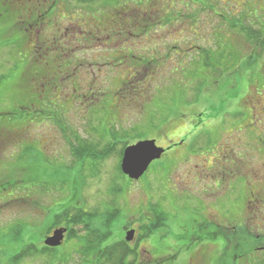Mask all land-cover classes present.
<instances>
[{"label": "rangeland", "instance_id": "rangeland-1", "mask_svg": "<svg viewBox=\"0 0 264 264\" xmlns=\"http://www.w3.org/2000/svg\"><path fill=\"white\" fill-rule=\"evenodd\" d=\"M3 1L0 0V264H9L22 247L23 243L10 240L18 236L17 231L14 235V226L19 223L27 225L24 240L34 242L33 237H37L39 247H43L44 233L53 230L50 227L57 222L56 214L51 217L53 210L68 195L83 197L81 205H76L86 213L96 214L94 225L99 230L106 229L104 215L115 211L117 222L114 221L112 238L114 242L124 240L135 251L127 257V264H264V240H249L264 235V231L249 228L253 233L246 234L240 227L236 195L239 183L232 182L229 190L221 185L220 189L208 191L214 195L200 191L195 180L199 172L212 171L213 161L219 165L226 149L248 152L250 166L264 163V86L252 88L241 76L230 73L226 68L229 65L221 58L210 60L215 63L211 67L200 62L193 70L180 63L177 52L168 54V49L158 53H167L159 71L134 73L127 57L108 53L123 43L113 45L109 40L94 42L87 54L68 58L71 65L81 63L84 57L88 62L92 57L95 63L98 54L99 65L92 70L79 66L77 73L70 67L55 74L47 68L51 57L30 56L25 51L27 40L19 34L23 33L19 30L21 24H15V15L2 8ZM118 1L122 5L119 9L128 10L129 0ZM148 1L155 8L163 3ZM164 1L168 6L171 3ZM117 10L111 13L116 15ZM153 40L149 37L143 41L147 49ZM203 45V52H217L216 42ZM190 60L185 56L186 64ZM179 65L184 70H177ZM93 81L91 94L97 98L88 100L91 94L82 98ZM76 82L82 87L75 90L72 83ZM20 118L21 122L36 119L22 125ZM199 118L205 121L198 127ZM104 130L122 141L129 135L130 145L144 139H155L162 146L175 145L151 164L145 176L129 183L117 177V155L122 144L115 143L110 155L98 164L97 175H92L89 168L84 171L82 189L77 170H72L80 161L70 149L74 132L93 141L97 150H105ZM182 140L185 144H181ZM21 178L16 188L7 181ZM119 186L124 191L117 195L113 189ZM203 200L213 208L224 205L230 210L231 220H223L236 226L230 236L224 237L213 225L194 226V210L202 208ZM158 217L163 226L139 239L142 228ZM60 228L67 230L68 237V228ZM75 228L79 237L86 239V228L82 224H75ZM131 229L137 230L135 239L127 241L125 237ZM63 241L59 248L52 247L57 254H35L19 264H98V259L85 253V241ZM101 261L100 264H110L106 259Z\"/></svg>", "mask_w": 264, "mask_h": 264}, {"label": "flooded vegetation", "instance_id": "flooded-vegetation-1", "mask_svg": "<svg viewBox=\"0 0 264 264\" xmlns=\"http://www.w3.org/2000/svg\"><path fill=\"white\" fill-rule=\"evenodd\" d=\"M159 1L163 3L155 8L148 0L143 4L129 0L126 11L119 9L122 5L118 0H5L2 8L15 15V24H21L19 30L23 33L19 34L27 40L25 51L28 55L51 57L47 68L55 74L63 73L70 67H73L74 73L79 66H87L91 70L95 68L100 59L98 54L95 55V63L92 57L90 62L84 57L81 63L71 65L68 58L87 54L94 42L97 44L103 40H109L113 45L123 43L108 53L127 57L131 72L148 74L164 66L167 53H158L167 49L170 55L177 52L180 63L194 70L199 65L200 53H207L203 52V44L216 42L218 47L224 48L222 61L229 65L226 68L230 73L241 76L242 81L252 88L264 86V0H170L169 6L164 0ZM116 9V15L111 13ZM48 27L53 31L48 32ZM149 37L154 39V44L150 43L147 49L143 41ZM185 56L191 57L188 64L185 63ZM232 60L238 63L230 65ZM180 69L184 70V66L179 65L177 70ZM93 83L89 92L81 95L82 98H88L92 93ZM72 85L75 90L82 87L80 82ZM91 96L88 98L90 101L97 98L94 93ZM157 145L164 147L166 153L175 144ZM217 158L219 161V155ZM248 162V152L244 154L241 150L226 149L224 160L219 165L213 161L211 172L201 171L195 177L197 187L206 194L215 195L208 191L220 189L221 185L229 190L232 182L239 183L236 195L240 202V227L246 234L252 232L249 228L255 232L264 231V163L256 162L250 166ZM230 197H227L228 200ZM223 207L213 208L203 200L202 208L194 210L192 220L197 223L194 226L213 225L224 237L230 236L236 226L223 221L231 220L228 215L230 210ZM55 229L44 233V248L53 249L45 241ZM244 238L247 240L245 235ZM34 240L35 250L39 251L41 241L37 237ZM127 245L132 248L129 243Z\"/></svg>", "mask_w": 264, "mask_h": 264}, {"label": "trees", "instance_id": "trees-1", "mask_svg": "<svg viewBox=\"0 0 264 264\" xmlns=\"http://www.w3.org/2000/svg\"><path fill=\"white\" fill-rule=\"evenodd\" d=\"M138 2L143 4L145 1L139 0ZM141 6H143V5H140V7ZM222 51H224L223 46L218 47L217 52L215 54L214 53L209 54L208 52L205 54L200 53V62L202 63L201 65H204L206 67H211V66L215 65V63L210 61V60H215V59H219V58L223 59V57H224L223 53L224 52H222ZM209 56H210V58H209ZM200 62H199V64H200ZM193 73H195V72L193 71ZM49 105H48V107H50ZM53 114L54 113L50 114L49 117H52ZM199 115H200L199 117L202 116V114H199ZM211 117H213V115H211ZM36 118L25 119L22 122H21L22 118H20L18 121H20V123L22 125H24L25 121L35 120ZM201 121L204 122L205 120L203 121L202 118H199L198 127L201 126V123H200ZM65 126L66 125H63L64 131L67 133L68 128H65ZM207 130H209V129H207ZM74 133H75L74 134V136H75L74 141L76 144L73 141L72 144H70V149L73 148V150L71 149L73 156L74 155L77 156L78 159H80V161H79L78 165H76L74 167V169L72 168V170H77L78 176L81 180V188L82 189H83V186L85 185L84 171L89 168L93 172L92 175L93 174L97 175L99 172L98 164L102 163L110 155L111 151L114 150L113 147H115V145H117L115 143L122 144L121 148L118 150V155H117L118 159H119L117 167H116L117 177H118V179H120L121 181H124V182L131 183L133 181L127 175H125L121 169V161H122V157H123V152H124L125 148L131 144V143H129L130 142L129 135L126 137L125 140L122 141L121 138L118 139V137H116L115 135H113L109 132L105 133V130H104L102 132V138H104V141L106 142V144H105L106 148H105V150H97L96 145L93 144V141H90L88 139H83L82 136H79L77 134V132H74ZM128 133L130 134L129 131H128ZM139 135H142V134H139ZM66 136L68 137L67 134H66ZM183 141L184 140H182L181 142H183ZM7 181L9 183L10 187L16 188L18 186V184L22 181V178L20 179V181H19V179L14 180V181L9 179ZM113 191L117 192V195H119L118 193L119 192L122 193L124 191V189H122L121 186H119L117 188H114ZM81 192L83 193V190H81ZM74 195H76V194H74ZM82 199H83V197L81 199H79L78 197H73V195H70V196L68 195L63 200H61V202H60L61 204L53 210L55 213L53 212V214L51 215V217H52L56 214L57 222H55V225L53 227H50V228L52 229L55 227H59L61 225L66 226L68 228V237L67 238L68 239L79 238L81 240V242L85 241L87 243L86 248L84 247L85 253L94 257V259H98V264L102 263V261H101L102 259H106V261L109 262L110 264H127V261H126L127 257L133 255V253L135 254V251L130 250V248L127 247L128 245L124 240H121L120 242H117V241L114 242V237L112 238V235L114 236V234H115V231H114L115 228H113V227L115 226V223L117 222V221H115L116 216H117L115 211L114 210L108 211L104 215L103 221H106L105 222L106 229L104 228V229L99 230L94 225L95 224L94 221H96V219H97L96 214L90 213V212L86 213L81 208H79L77 206L79 204L81 205ZM52 209H53V205L47 210V214H49ZM160 217L162 219L166 218V216H163V214H161ZM160 217H158L155 222L151 223V225H148V226L142 228L139 239L141 237H144V238L149 237L153 232H155L159 229L158 227L163 226L164 223H162L163 221H161ZM166 220L167 219H165V221ZM75 221H77V222L74 223ZM114 221H115V223H114ZM63 222H65V223H63ZM75 224H77V225L82 224V226L86 228V231H85V232H87L86 239L83 236L79 237L78 230H76V228H75ZM57 225H59V226H57ZM14 227H15L14 228V235H16V231H17L18 236L17 235L11 236L12 238H10V240H12L16 243H19V244H22V243L23 244H22V247L20 248V250L17 253H14L12 255V257L9 259V264H19L23 259H27L28 257L33 256L35 254H40V253L41 254L42 253L57 254L58 253V251L56 249L54 250V249H49V248H44V247L40 248L39 251H36L35 250L36 248L33 245L34 244L33 241L24 240V232H25L26 227H27L26 223H24V224L19 223V224L15 225ZM248 233H253V232H248ZM248 237H251V236H248ZM255 238H258L259 242H261L264 240V235L259 234V236L251 238L249 240H254ZM125 239H126V237H125ZM254 248H255V246H254ZM135 259H136V256H135ZM132 263L133 262H129V264H132Z\"/></svg>", "mask_w": 264, "mask_h": 264}, {"label": "water", "instance_id": "water-1", "mask_svg": "<svg viewBox=\"0 0 264 264\" xmlns=\"http://www.w3.org/2000/svg\"><path fill=\"white\" fill-rule=\"evenodd\" d=\"M166 149L158 146L155 139L140 140L125 148L121 161V169L130 179H140L150 168L151 164L161 159ZM65 228L54 230L52 236L45 241L49 247H58L63 243L66 233ZM135 238V230L127 232L126 240L132 241Z\"/></svg>", "mask_w": 264, "mask_h": 264}]
</instances>
